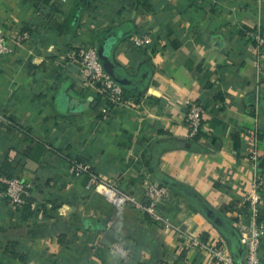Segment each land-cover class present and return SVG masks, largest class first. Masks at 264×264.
Here are the masks:
<instances>
[{"label":"crops","instance_id":"crops-1","mask_svg":"<svg viewBox=\"0 0 264 264\" xmlns=\"http://www.w3.org/2000/svg\"><path fill=\"white\" fill-rule=\"evenodd\" d=\"M257 29L259 0H0L11 49L0 57V167L13 159L29 186L25 206H15L0 181V264H219L186 249L185 234L243 264L239 224L262 171L248 160L254 139L264 158ZM135 34L151 45L135 48ZM109 36L121 103L85 87L80 67L82 51ZM73 99L90 106L74 111ZM192 101L205 112L190 140ZM73 161L138 200L150 181L168 188V226L115 207ZM261 212L264 223V199Z\"/></svg>","mask_w":264,"mask_h":264},{"label":"built area","instance_id":"built-area-1","mask_svg":"<svg viewBox=\"0 0 264 264\" xmlns=\"http://www.w3.org/2000/svg\"><path fill=\"white\" fill-rule=\"evenodd\" d=\"M67 4L72 0H59ZM263 3L264 0H259ZM30 34L24 32L21 40L29 39ZM252 41L255 43L259 54L264 53V31L257 29L253 32ZM131 43L135 48L146 49L152 43V37L148 34H135L131 37ZM11 49L6 44V39L0 31V57L7 55ZM99 49L96 46L86 47L81 53L80 67L84 76V86L93 87L99 95L111 103H121L124 99L122 86L110 77L105 71L99 57ZM204 107L195 101L188 103L186 107V125L190 140L199 137L203 130ZM248 160L254 169H258L261 160L257 139H254L248 152ZM76 174L88 177V188H94L117 208L133 207L143 212L153 223L165 224L168 221L163 214L161 204L170 198V191L165 186L150 181L144 190L142 199H136L124 192L112 183L103 182L90 171V168L82 163L74 165ZM3 182V196L13 205L22 206L27 203L28 184L20 177L1 180ZM264 199V170L250 183L246 209L248 221L239 224L240 242L245 248L246 260L243 264H261V250L264 239V223L262 221L261 204ZM185 246L188 250H197L206 253L219 264H238L233 257L224 250L202 240L201 238L185 234ZM113 248L122 257L128 256L125 245L115 243ZM34 264V263H24Z\"/></svg>","mask_w":264,"mask_h":264},{"label":"water","instance_id":"water-1","mask_svg":"<svg viewBox=\"0 0 264 264\" xmlns=\"http://www.w3.org/2000/svg\"><path fill=\"white\" fill-rule=\"evenodd\" d=\"M112 42L110 41V36L107 37L100 45L99 49V57L100 60L102 62V65L105 69V71L107 72V74L112 77L116 82H118L116 80L115 77V69H114V65L110 60L109 57V52H110V48H112ZM73 105H75V110L74 111H84L86 109H88V107L90 106V103L88 101H80V100H76L73 99L72 100ZM259 168L261 170H264V158L261 160L260 164H259Z\"/></svg>","mask_w":264,"mask_h":264},{"label":"trees","instance_id":"trees-1","mask_svg":"<svg viewBox=\"0 0 264 264\" xmlns=\"http://www.w3.org/2000/svg\"><path fill=\"white\" fill-rule=\"evenodd\" d=\"M76 163L78 162L73 161L72 164L75 165ZM90 171L93 172V174L97 175L93 170L90 169ZM17 175H18V171L16 170L13 164V159H7L2 165V167H0V181L4 179H12L14 177H18ZM1 183L3 182L1 181ZM22 206H25V205H22Z\"/></svg>","mask_w":264,"mask_h":264}]
</instances>
